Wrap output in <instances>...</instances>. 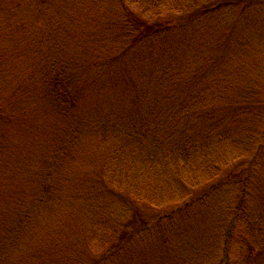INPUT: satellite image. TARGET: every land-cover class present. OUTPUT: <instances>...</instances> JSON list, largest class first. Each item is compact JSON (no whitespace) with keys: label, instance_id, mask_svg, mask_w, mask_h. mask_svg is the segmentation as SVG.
<instances>
[{"label":"trees","instance_id":"16d2710c","mask_svg":"<svg viewBox=\"0 0 264 264\" xmlns=\"http://www.w3.org/2000/svg\"><path fill=\"white\" fill-rule=\"evenodd\" d=\"M182 2L0 0V264H264V0Z\"/></svg>","mask_w":264,"mask_h":264},{"label":"rangeland","instance_id":"374dc122","mask_svg":"<svg viewBox=\"0 0 264 264\" xmlns=\"http://www.w3.org/2000/svg\"><path fill=\"white\" fill-rule=\"evenodd\" d=\"M182 1H183L182 5L186 3V0H182ZM166 5H170V4H166ZM260 78L263 79L262 77ZM113 86L121 88L119 84L113 85ZM237 150L239 149H228V153H229L231 161L228 167L225 168L227 169L226 173H223L220 179L216 182V185L220 184L222 180H229L230 178L234 177L237 174L240 175L239 178L241 177L245 178V176L248 174L246 170V169H249L248 164L250 160L253 159V155L255 154L257 158V162L253 170L251 171V173H253L254 179L250 178V183L249 185H247V188H246L247 192L249 193V197L247 198L248 201H247V205L245 206V209L247 210H246V214L244 215V217L246 218V220L253 221V223L256 225L259 219H262L264 222V211L261 210V208H263L262 205H264V198H261V196L263 195L260 191V190H263V193H264V178H263V174H261V171L264 168V153L257 155V153L260 151L258 150V147L255 145V147H250L249 150L244 153V156H241V158H239ZM240 153L242 155V151ZM251 155H252V158L249 159L248 157ZM234 158H236L237 160H234ZM219 197H220L219 206L220 204L224 202L225 203L234 202L236 198L234 187L232 185L231 186L226 185L222 189V191H220ZM213 204L214 206L216 205L215 201H213ZM222 207L223 206H220L221 209H223ZM250 215H252V217H250ZM250 218H252V220H250ZM35 262L36 260H33L32 264H35Z\"/></svg>","mask_w":264,"mask_h":264}]
</instances>
